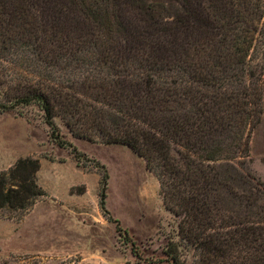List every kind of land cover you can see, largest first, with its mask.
Listing matches in <instances>:
<instances>
[{
    "label": "trees",
    "instance_id": "trees-1",
    "mask_svg": "<svg viewBox=\"0 0 264 264\" xmlns=\"http://www.w3.org/2000/svg\"><path fill=\"white\" fill-rule=\"evenodd\" d=\"M0 69L12 90L0 109L37 103L78 162L57 116L73 137L144 159L177 219L158 261L264 264V181L246 160L263 109L264 0H0ZM97 167L99 210L127 236ZM39 168L31 154L0 171V217L48 197Z\"/></svg>",
    "mask_w": 264,
    "mask_h": 264
},
{
    "label": "rangeland",
    "instance_id": "rangeland-1",
    "mask_svg": "<svg viewBox=\"0 0 264 264\" xmlns=\"http://www.w3.org/2000/svg\"><path fill=\"white\" fill-rule=\"evenodd\" d=\"M171 4L174 5V1ZM4 73L0 69V79ZM7 91L12 90L7 88L6 83H0V102L4 100ZM262 108L260 122L250 135L249 156L246 160L249 171L264 181V76ZM0 113L23 117L34 125L29 132H25V137L29 141L34 138L43 139L37 156L47 153L63 156L62 148L53 150L50 146H59L58 144L49 137L48 140L45 139L48 127L37 103H17L11 109H0ZM54 121L61 138L86 155V158L79 159L85 169L94 168L99 179L101 170L97 166L103 165L106 168L108 184L105 207L119 221L120 227L127 231V236L117 234L115 224L106 222L102 228L95 226L83 232L80 229L71 231L73 238L84 235L86 248L80 247L83 254L76 247L63 248V240L57 239L56 234H47L41 231L42 227H37L39 218H43L50 210V205L43 203L30 215L28 211L20 219L0 217V264H167L158 259L165 258L162 247L168 235L176 234L177 219L164 208L158 181L146 168L144 159L120 143L102 144L86 140H76L73 143L69 140L70 133L62 120L57 116ZM19 133L20 145L13 146L9 152L0 151V168L14 162L25 152L23 131ZM64 161L66 162L57 158L54 161H40L39 185L47 191L48 196L50 190L58 197H64L66 192L69 194L66 190L68 183L71 187L87 184L89 201L94 196L97 198L96 176L91 174L85 177L80 173H73L71 161L66 157ZM74 244L77 246L79 243L75 241ZM191 258L192 250L186 251L187 263Z\"/></svg>",
    "mask_w": 264,
    "mask_h": 264
},
{
    "label": "crops",
    "instance_id": "crops-1",
    "mask_svg": "<svg viewBox=\"0 0 264 264\" xmlns=\"http://www.w3.org/2000/svg\"><path fill=\"white\" fill-rule=\"evenodd\" d=\"M19 128L22 130H20ZM32 128H34V125L23 117L0 113V151L9 152L12 150L13 146L20 145L19 131L20 132L23 131L22 137L24 138L22 142L26 148H25V152H23L20 156H26L31 154L38 155L40 149V143L42 146L43 139L34 138L32 141H29L28 138L26 139L25 137L26 135L25 132H29ZM45 134H46L45 139L48 140L47 132ZM70 138L71 139L69 140L73 143L76 142V140L78 141L85 140V139L73 137L71 135ZM37 141H39L38 144ZM50 146L53 150H56L57 148H62V150H64L63 156L60 155L54 156V153L53 154L47 153V155L38 156L40 161L42 160L54 161V159L57 158L59 161L65 163L66 161L64 160L66 157L69 161H71L70 163L72 165L70 166L72 167L73 173L76 174L80 173L82 176L85 177L93 174L97 178V185H98V175L94 168L85 169L81 165V163H79L73 157L72 153L66 147L55 146V145H50ZM14 162H9L6 166L0 168V171L7 169ZM40 181L41 180H40V169H39L37 172L38 184L40 183ZM66 185H67L66 190L69 191V188L71 186L70 185L68 186V183H66ZM84 185H85V192L79 194L78 196H74L72 195V193L68 194V192H66L64 197H58L55 195L53 191L50 190L48 191L50 193V196H48L47 199L37 201L29 210V215H30L39 204L45 203L50 205L49 212H47V214H45L43 218L41 217L39 218L37 227H42L41 231H44L47 234H53V235L56 234L55 236L57 239L60 238L63 240V243L65 245L62 246L63 248L76 247V250L79 251L81 254H83V252L81 251L80 247H82L83 249L86 248L85 242L83 240L84 235L80 234L76 238H73V236L71 235V231L74 229H80V231L83 232L85 231V229L86 230L91 229L94 228L95 226H97L98 228H102L104 227L106 222H109L101 214L98 207L97 198L94 196L91 199V201H89V197H87L89 188L87 184ZM94 209L96 211H94ZM75 241L79 243L77 246L76 244H74Z\"/></svg>",
    "mask_w": 264,
    "mask_h": 264
}]
</instances>
